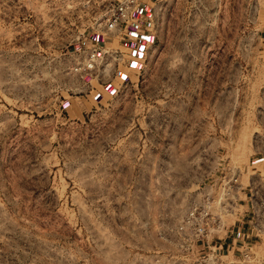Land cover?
<instances>
[{
	"label": "rangeland",
	"instance_id": "1",
	"mask_svg": "<svg viewBox=\"0 0 264 264\" xmlns=\"http://www.w3.org/2000/svg\"><path fill=\"white\" fill-rule=\"evenodd\" d=\"M113 2L0 0V264H194L161 233L205 193L210 247L264 264V0H155L138 81L70 119Z\"/></svg>",
	"mask_w": 264,
	"mask_h": 264
},
{
	"label": "built area",
	"instance_id": "2",
	"mask_svg": "<svg viewBox=\"0 0 264 264\" xmlns=\"http://www.w3.org/2000/svg\"><path fill=\"white\" fill-rule=\"evenodd\" d=\"M142 1L114 0L101 33L120 35L134 20ZM77 53L80 56L77 58L79 67L74 71L82 72L80 79L85 85L82 87V91L91 87L92 80L100 81L106 78L111 71L112 64L120 63L123 60V54L120 50L100 48L96 44L90 47L84 46ZM230 182L236 183L235 178H229L226 184H230ZM229 210L231 207H228L225 201L221 199L215 201L211 193L202 194L199 199L196 196L189 201L179 219L166 220L167 223L161 235L166 242L173 245L176 251L183 255L193 253L194 249H208L209 253L202 256L200 254L194 264H231V262L223 260L228 255H222L221 245L217 246L215 243L210 247V238H214L222 229L220 215L228 213ZM257 218V213H254L250 230L259 237L260 230L256 227ZM247 232H243L242 240L249 238ZM169 258L172 260L174 256L170 255Z\"/></svg>",
	"mask_w": 264,
	"mask_h": 264
},
{
	"label": "crops",
	"instance_id": "3",
	"mask_svg": "<svg viewBox=\"0 0 264 264\" xmlns=\"http://www.w3.org/2000/svg\"><path fill=\"white\" fill-rule=\"evenodd\" d=\"M154 1L143 0L134 20L120 35L103 32L91 36L86 47L96 44L100 48L118 49L123 54V60L120 63H113L109 75L103 80H92L91 82L95 83L84 93L63 98V110L67 117L81 118L97 104L116 94L123 85L138 81L139 74L144 68L146 52L155 42V35L150 32L147 25L148 14Z\"/></svg>",
	"mask_w": 264,
	"mask_h": 264
}]
</instances>
